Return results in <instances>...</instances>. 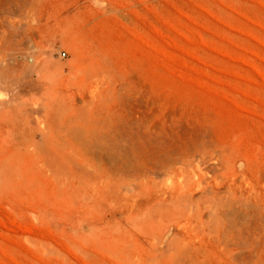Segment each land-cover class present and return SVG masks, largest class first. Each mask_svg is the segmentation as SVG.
<instances>
[{
	"label": "rangeland",
	"instance_id": "rangeland-1",
	"mask_svg": "<svg viewBox=\"0 0 264 264\" xmlns=\"http://www.w3.org/2000/svg\"><path fill=\"white\" fill-rule=\"evenodd\" d=\"M0 39L16 52L0 61V79L23 77L19 89L0 82V264H173L182 251L185 264H264V217L225 240L161 220L121 159L104 160L107 187L72 185L57 181L35 148L57 135L47 74L76 75L80 85L60 87L83 105L90 93L79 70L102 56L127 124L121 158L143 133H166L177 148L207 151L212 186L224 192L236 180L264 211V0H0ZM14 152L18 165L3 169ZM154 178L173 185L181 174ZM194 178L199 197L204 182Z\"/></svg>",
	"mask_w": 264,
	"mask_h": 264
},
{
	"label": "bare ground",
	"instance_id": "bare-ground-1",
	"mask_svg": "<svg viewBox=\"0 0 264 264\" xmlns=\"http://www.w3.org/2000/svg\"><path fill=\"white\" fill-rule=\"evenodd\" d=\"M0 40V61L8 64L15 60L16 52L8 40ZM112 70L111 64L102 56L93 55L88 59L79 70L82 75L80 82L85 84L90 93L89 96L82 97L83 105L79 104L77 93L69 88V86L80 85L76 75H73L71 71L66 73L63 70H55L47 74L52 82L53 90L49 113L58 122L57 135L46 136L45 141L50 142L48 148L40 150L41 147L39 148L37 143L35 148L37 147L36 150L43 158L45 167L52 172L57 181L72 185L95 183L104 187L108 185L111 177L109 167H106L104 160L118 158L122 162L121 164L118 162L117 165L122 171L127 172V169L128 171L133 169L143 179L142 192L144 196L145 194L151 196L156 214L163 221L166 219L175 222L186 221L188 225L208 227L224 234L226 240L229 236L233 239L235 231H240L243 224L254 223L256 218L264 217L263 209L259 205H253L252 199L241 191V186L237 187L239 183L236 180H233L234 182L229 185L226 192L212 186L207 177L210 172L216 170V166L211 165L210 162L208 165L207 160L202 158L207 155V151H202V147L200 152L198 149L193 151L192 148L187 147L177 148L176 140L170 137L171 135L159 131L158 135L144 134L142 131L139 143L137 139V144L131 151L132 156L121 158L125 155L123 145H125L124 137L128 131L125 117L113 107V103L121 99H118V90L111 83ZM22 81L21 74H18L16 78L4 76L0 79V82L9 83L10 86L16 83L21 84ZM61 83L69 86L60 87ZM17 87L15 85L16 89ZM20 149L22 148L17 150ZM138 149H140L139 152ZM16 153L4 157L1 162L3 169L15 167L18 163L15 158ZM225 153H219L217 159L224 168H232L234 160L231 155ZM197 161L198 164L195 163ZM162 174L166 176L181 174V179L169 185L164 180L162 183L154 178ZM195 175L204 182L202 195L199 197L195 191ZM239 188L241 192L238 191ZM239 210L243 211L242 215L246 218L243 222L235 219ZM184 255L186 254L183 251L176 256L173 255V264H185L181 261Z\"/></svg>",
	"mask_w": 264,
	"mask_h": 264
},
{
	"label": "built area",
	"instance_id": "built-area-1",
	"mask_svg": "<svg viewBox=\"0 0 264 264\" xmlns=\"http://www.w3.org/2000/svg\"><path fill=\"white\" fill-rule=\"evenodd\" d=\"M66 54V53H65Z\"/></svg>",
	"mask_w": 264,
	"mask_h": 264
}]
</instances>
